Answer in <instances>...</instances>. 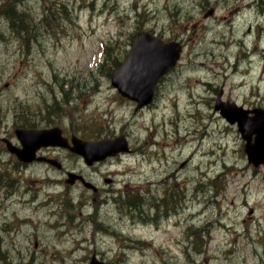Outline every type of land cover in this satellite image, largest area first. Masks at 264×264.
Returning <instances> with one entry per match:
<instances>
[{"label": "rangeland", "instance_id": "rangeland-1", "mask_svg": "<svg viewBox=\"0 0 264 264\" xmlns=\"http://www.w3.org/2000/svg\"><path fill=\"white\" fill-rule=\"evenodd\" d=\"M9 5L28 34L0 15V136L28 124L85 140L125 134L132 153L96 173L63 154L65 169L105 188L92 193L49 166L21 171L0 149V264H89L93 255L106 264H264V165L247 162L238 131L213 110L221 88L225 101L264 108V0ZM141 28L184 48L153 103L135 112L108 73ZM140 190L173 196L158 224L131 218L112 197Z\"/></svg>", "mask_w": 264, "mask_h": 264}, {"label": "water", "instance_id": "water-1", "mask_svg": "<svg viewBox=\"0 0 264 264\" xmlns=\"http://www.w3.org/2000/svg\"><path fill=\"white\" fill-rule=\"evenodd\" d=\"M181 47L171 42L164 44L161 39L154 37L146 29H141L129 51L124 63L111 77V85L119 94L137 103L136 110L148 105L153 98L158 79L174 68L179 59ZM222 90L218 93L214 111L230 125H236L241 139L244 141V153L247 161L254 167L264 164V109L246 110L233 102L222 100ZM21 148L14 147L9 141L6 143L10 153L24 163L43 161L36 157V151L41 147L67 148L80 155L87 165L102 161L119 153L129 152L128 143L124 136L115 139H104L97 142H87L73 138V147H69L61 136V129H24L15 130ZM58 166V161H50ZM80 177L69 174L67 183L72 184ZM86 187L93 188L84 183ZM90 264H104L95 257Z\"/></svg>", "mask_w": 264, "mask_h": 264}, {"label": "trees", "instance_id": "trees-1", "mask_svg": "<svg viewBox=\"0 0 264 264\" xmlns=\"http://www.w3.org/2000/svg\"><path fill=\"white\" fill-rule=\"evenodd\" d=\"M9 2L10 0H3L2 4H4V6H0V15L7 20L10 29H12V27L14 28V26L16 25L15 28L18 34L24 32L28 34L27 27H25V25L22 23L20 17L14 14L15 11L11 9ZM20 22L22 24H20ZM146 193L138 191L137 194L134 195V191H132L130 193H126L124 196L120 195L118 198L115 199V201L116 204L119 205V210L125 211L126 213L128 212L127 214L131 218L139 217V219H142L144 221H156L158 217H161V206L165 205L166 208L172 206V202H169L173 201V196L168 195V197L159 198L150 194H148L147 196ZM145 206L147 207V209L144 208ZM151 211H153L151 214L152 216L149 217V213ZM134 212H136V214H133ZM163 212H166V210ZM195 232L193 233L195 237L193 243L196 245V243L200 240L201 236L197 235ZM5 259L6 257L4 256V254L0 252V261H5Z\"/></svg>", "mask_w": 264, "mask_h": 264}, {"label": "flooded vegetation", "instance_id": "flooded-vegetation-1", "mask_svg": "<svg viewBox=\"0 0 264 264\" xmlns=\"http://www.w3.org/2000/svg\"><path fill=\"white\" fill-rule=\"evenodd\" d=\"M47 30H49L48 28H47ZM71 135H74V134H71ZM71 135H68L67 137H69V136H71ZM2 137H4V138H8V139H13L12 138V136H10V135H5V136H2ZM17 144V143H16ZM0 149H5V146H4V144H0ZM6 150V149H5ZM63 154H65V155H67V156H69V157H71V158H75V159H77L76 158V156L75 155H73L72 153H70L68 150H64V149H59V148H50V147H48V148H43V149H41V150H39V152H38V155H40V156H44V157H46V158H48V159H51V158H53V159H59L60 161H61V163H62V166H61V168L59 169V170H57L58 172H61L62 173V175H63V177L64 176H66V174L68 173V172H74V173H76V174H78V175H80L81 177H83L86 181H89L90 182V179L87 177V175L85 174V172L84 171H82L81 169H78V171H75L74 169H70V170H67V169H65V167L63 166V160H64V158L62 157V155ZM12 159H11V161L12 162H18L14 157H11ZM78 159H80L79 157H78ZM44 164V166H49L48 164H46V163H43ZM80 163L78 162V165H79ZM32 164H24V165H20L19 163L16 165L21 171H25L29 166H31ZM100 165H102V164H98V165H93V166H91V167H86V169L87 170H91L93 173H96L98 170V167L100 166ZM49 167H51V166H49ZM108 178H103V182L106 184V187H109V189H106V191H110V187H112V180L110 181V180H107ZM106 180H107V182H106ZM110 181V182H109ZM58 182H61V179L60 180H58ZM73 186H81V182L78 180V181H76L75 183H74V185ZM97 189H96V191L95 192H93V193H99V192H101L102 190H104V189H100V188H98V187H96ZM8 190V189H7ZM87 191H90V190H87Z\"/></svg>", "mask_w": 264, "mask_h": 264}, {"label": "bare ground", "instance_id": "bare-ground-1", "mask_svg": "<svg viewBox=\"0 0 264 264\" xmlns=\"http://www.w3.org/2000/svg\"><path fill=\"white\" fill-rule=\"evenodd\" d=\"M250 4L251 3H249V4H243V5H241L240 7H239V11L240 12H242L243 10H245V9H248V7L250 6ZM14 14H16L18 17H20L21 15L20 14H18V13H14ZM21 19V21H22V23L25 25V27H27V25L25 24V20H24V18L22 19V18H20ZM55 20L56 19H54V20H52L48 25H49V32H51V31H53V24H54V22H55ZM21 22H20V24H22ZM14 24V23H13ZM16 26V25H15ZM15 26H14V28L12 27V31L14 32V33H17V31H16V28H15ZM25 29V28H24ZM31 31V30H30ZM24 34L25 35H27L26 34V32H24ZM3 37V34L2 33H0V38H2ZM217 161V160H216ZM145 212V211H144ZM128 213V212H127ZM133 214H136V212H134ZM152 213H149V217H151L152 215H151Z\"/></svg>", "mask_w": 264, "mask_h": 264}]
</instances>
